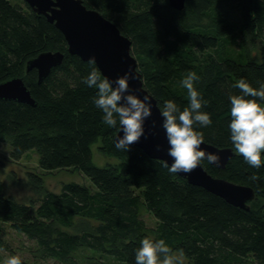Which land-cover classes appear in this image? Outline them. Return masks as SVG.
<instances>
[{"label": "trees", "instance_id": "16d2710c", "mask_svg": "<svg viewBox=\"0 0 264 264\" xmlns=\"http://www.w3.org/2000/svg\"><path fill=\"white\" fill-rule=\"evenodd\" d=\"M82 2L131 41L144 87L158 105L172 100L183 110L189 98L180 82L195 71L200 79L194 86L207 102L202 111L212 120L196 130L206 143L234 151L230 96L241 92L233 85L241 78L254 88L264 83V0H186L181 11L168 0ZM48 51L63 53L64 60L38 83L37 70L26 72V64ZM92 67L69 54L62 32L24 0H0V83L22 78L36 102L0 99V140L15 160L34 151L41 170H79L95 187L66 182L52 191L29 171L31 195L18 200L0 180V224L33 244V260L19 256L22 264H78L81 251L135 264L145 237L164 239L182 252L183 264H264V154L259 168L235 151L224 169L200 163L215 178L253 189L245 210L171 173L136 146L118 150L119 123H103L93 103L97 89L82 82ZM98 141L114 163H93L91 146ZM254 175L258 179L251 180ZM141 209L155 218L154 228L146 227ZM0 250L9 251L1 237Z\"/></svg>", "mask_w": 264, "mask_h": 264}, {"label": "clouds", "instance_id": "9594fccd", "mask_svg": "<svg viewBox=\"0 0 264 264\" xmlns=\"http://www.w3.org/2000/svg\"><path fill=\"white\" fill-rule=\"evenodd\" d=\"M88 63L92 65L90 73L83 78L89 88L97 89L93 103L103 113V123L116 127L117 123L123 135L117 138L115 147L118 150L130 151L131 146L145 136V121L152 116V98L149 95L141 98L129 92V81L135 79L129 70L115 81L101 76L95 67L96 59L92 57ZM195 71H189L180 82L187 90L189 104L181 110L172 100L157 105L163 117L162 128L169 145L167 154L172 158L169 171L171 173H191L203 160L209 164L219 165L220 157L201 149L204 134L197 127H208L212 124L210 115L202 111L207 103L202 99L195 82L199 80ZM115 85V87L113 86ZM241 92L231 95L230 133L234 151L243 156L245 162L254 168L261 167L264 154V83L254 88L244 78L233 85ZM258 98V99H257ZM157 145V151L160 150ZM168 167L167 164H165ZM256 180L255 175L250 177ZM5 264H22L19 255H12ZM135 264H183V254L174 251L164 239L145 237L135 253Z\"/></svg>", "mask_w": 264, "mask_h": 264}, {"label": "water", "instance_id": "95a60500", "mask_svg": "<svg viewBox=\"0 0 264 264\" xmlns=\"http://www.w3.org/2000/svg\"><path fill=\"white\" fill-rule=\"evenodd\" d=\"M33 10L44 15L50 23L62 32L68 45V52L89 61L96 59V66L103 77L115 81L118 77L132 71L135 79L129 81V92L141 98L149 95L152 100V116L145 121V136L138 143L133 144L144 151L152 159L162 161L171 166L172 158L167 154L168 142L162 128L163 117L157 107V100L146 90L142 74L138 71V63L131 54V41L124 36L119 28L110 20L103 17L98 11L88 9L82 0H24ZM170 7L181 11L186 0H168ZM64 54L61 52H44L29 60L26 72L37 70L38 83H41L53 68L61 65ZM115 87V85H113ZM0 99L15 100L31 106L36 102L32 98L22 78L16 77L0 83ZM123 135L121 128L114 137ZM157 145L160 150L157 151ZM202 150L212 152L220 157V164L214 165L224 169L235 152L232 148H218L205 141L200 146ZM190 184L201 187L206 191L221 197L232 206L249 210V202L254 199L252 188L238 185L222 178L211 176L200 164L191 173H177Z\"/></svg>", "mask_w": 264, "mask_h": 264}, {"label": "rangeland", "instance_id": "374dc122", "mask_svg": "<svg viewBox=\"0 0 264 264\" xmlns=\"http://www.w3.org/2000/svg\"><path fill=\"white\" fill-rule=\"evenodd\" d=\"M12 3H19V0H10ZM100 141L91 146L93 163L99 167L114 163L116 160L100 152L98 146ZM11 147L8 142L0 140V180L8 193L14 195L18 200H25L31 195V190L26 185L27 172L33 171L40 174L48 189L59 191L61 185L66 182H77L94 189L93 183L82 172L75 169L55 170L45 172L38 164V155L34 151H29L20 159L15 160L10 157ZM141 219L148 228L156 226L155 218L145 209H141ZM0 237L8 244L9 251L0 250L2 260L0 264H5L7 258L12 255H19L26 260H33L31 248L33 244L24 236L6 224H0ZM78 264H119L111 259L98 258L90 255L87 251L78 253ZM42 264H61L54 260H45Z\"/></svg>", "mask_w": 264, "mask_h": 264}]
</instances>
